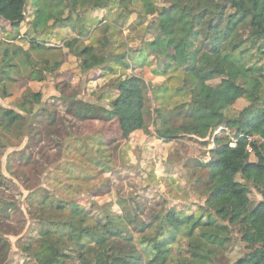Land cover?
Wrapping results in <instances>:
<instances>
[{"label":"trees","instance_id":"16d2710c","mask_svg":"<svg viewBox=\"0 0 264 264\" xmlns=\"http://www.w3.org/2000/svg\"><path fill=\"white\" fill-rule=\"evenodd\" d=\"M164 2L168 5L157 0H141L140 4L135 0H0V20L8 22L14 29L28 21L34 34L49 29L52 23L55 28L69 26L75 18L83 22L82 13L88 11L115 13L116 18H111L112 23L103 28L105 37L98 47H81L80 38L65 43L64 47L80 60L85 73L100 68L116 74L112 64L126 71L131 67L128 60L136 50L129 46L126 50L127 43L110 31L114 28L118 34L119 20H128L136 13V24L143 30L141 41L149 55L157 59L171 57L179 67L185 66V72L191 77L210 74L213 80L221 78L239 85L249 102L234 117L229 109L237 102L238 96L217 95L212 84L205 83L191 91L190 104L180 107L186 109L181 114L186 119L184 124L176 127L169 119L173 113L177 115L175 111L159 110L155 111L157 117L149 122L148 116L153 115L148 110V84L139 76L128 74L114 80L116 98L111 106H98L83 98L66 101L65 114L81 122L117 118L125 139L129 138L132 129L151 134V125L156 127L157 137L168 142L183 136L208 140L218 128L227 127L233 136L239 138V143L231 147L223 142L227 139L223 136L217 148L211 150L214 155L211 161L197 162V167L208 172L206 180L198 182L202 187L198 192L203 195L205 204L200 205L197 212L166 208L163 202L157 204L160 210L152 211L146 221L141 218L140 205L130 210L127 203L119 202L121 214L107 212L105 218L96 220L76 201L49 195L44 203L37 205V211L30 212L35 214L31 219L33 228L21 245L23 254L36 264H219L218 254L227 251L228 245L233 243L234 229H238L246 253L231 264H264V142L260 139H264V66L235 56L242 46L251 42L258 48L260 59H264V0ZM30 7L34 15L31 21ZM176 9L185 16L182 27L172 19V11ZM153 12V18L148 19ZM147 20L149 23L145 25ZM149 36L152 38L148 39ZM28 41L29 50L0 41V92L4 99L12 96L9 87L16 82L14 76L20 74L21 69L25 72L30 68L29 79L34 81L37 74L54 73L61 64L63 50L47 47L30 33ZM118 50L119 54H115ZM32 53L41 57L49 55L52 60L41 58L36 62ZM20 56L25 62H19ZM33 105L32 94L27 93L18 105L20 112L1 106V130L24 137L31 126L23 113L31 114L29 106ZM43 112L47 114L45 110ZM49 120L55 125L56 115H49ZM252 137L257 139L250 140ZM91 141V138L85 139L83 148L99 151L102 156L96 164L109 172L111 167L106 166L111 163V158L106 155L109 145L103 140L99 145H91ZM27 160V166L31 165L30 157ZM249 184L262 196L255 207H252ZM40 191L43 190L31 193V203ZM1 199L5 198L1 196ZM259 228H262L261 232ZM133 233L139 234L152 247L154 256L149 263L135 244ZM10 247L1 234L0 264L7 263Z\"/></svg>","mask_w":264,"mask_h":264},{"label":"rangeland","instance_id":"374dc122","mask_svg":"<svg viewBox=\"0 0 264 264\" xmlns=\"http://www.w3.org/2000/svg\"><path fill=\"white\" fill-rule=\"evenodd\" d=\"M157 1L162 5H168L164 0ZM153 16L154 12L148 19L151 20ZM172 19L180 27L185 24V16L178 9L172 11ZM136 23L137 14L134 13L128 20L120 19L121 28L118 29V34L114 32L120 41L127 43L126 50L132 41L142 39L143 30ZM147 23L149 20L145 22V25ZM83 27L82 20L76 21L75 18L72 23H69L67 29L77 31L78 28L79 31ZM41 30L46 33V31L55 29ZM151 38L152 36H149V39ZM10 46L30 49L24 40L17 44H10ZM257 49L249 42L242 46L235 56L257 66H264V59H260ZM57 50L63 49L57 47ZM50 54L53 55V53ZM32 57L36 62L41 58L52 60L49 55L41 57L37 53H32ZM64 57L63 54L61 60ZM128 61L130 62V60ZM19 62H25V58L20 56ZM24 68L27 69L26 64ZM182 68L185 69V66ZM29 70L23 72L21 69L20 74H15L16 82L9 87V91L12 93L10 98H2L0 92V107L6 109H15L20 112L18 105L23 102L27 93L32 94L34 103L33 106H29L31 114L23 113L27 118L28 125L31 126L30 129L32 128V130L27 129L24 137L18 134H8L0 127V236L2 234L11 246L6 264H36L23 254L21 245L28 239L29 232L33 228L31 219L35 217V214L30 212L37 211V205L44 203L49 195L57 199L76 201L96 220L105 218L107 212L121 214L119 202L127 203L126 206L130 210L136 205H140L142 207L141 218L146 221L149 220L152 211L160 210L157 204L163 202L166 203V208H177L187 213L197 212L198 207L205 204L203 195L198 192V189L202 188L199 187L198 182L206 180L208 172L201 169L200 166L197 167V162L207 163L214 157L211 154L208 140L183 136L171 145H166V147L169 146L170 156L165 164L178 167V170L174 171L180 184L175 186L180 188V192L175 191L173 186L168 183H164V186L155 182L148 184L149 168L143 169L142 157L138 158V163H133L129 161V155H127L128 157L124 156L123 146L125 140H130L136 133L132 132L133 129L129 132V138L125 139L120 132V126L111 122L112 119L101 121L105 123L97 125L95 121L81 122L65 114L66 100L68 101L70 98L69 93L73 100L83 98L89 103L102 106L101 103H98V99L102 93L113 90L114 80L108 84L109 86L98 85L94 89L92 86L88 87L90 81L87 78L85 82L82 78L76 82L58 83L55 78L48 76L51 78L48 80L49 83L43 84L42 81L45 77L43 75L38 77V74L36 80H30ZM1 75L0 68V77ZM128 75L138 76L132 67L128 69ZM193 78L195 80L194 87L210 83L217 95L223 97H229L230 94L237 95V102L229 109L230 115L234 117L249 105L244 90L239 85L221 78L213 80L210 74H206L204 77L193 76ZM55 87L59 93L53 91ZM203 98L206 99L205 96ZM44 110L47 114L43 112ZM183 112H186V109L177 108L175 110L177 115L173 113L172 116H169L176 127L186 121L185 117L181 115ZM179 113L180 115H178ZM49 115H56L55 125H51ZM113 118L117 120L118 124V119ZM147 119L152 122L154 117L149 115ZM152 129L155 131L156 127H152ZM36 131H38V135L35 134ZM88 138L92 139L89 142L91 145L93 143L99 145L100 140L109 145V152L106 153L111 158V163L106 165L111 167L109 172L104 171L102 166L96 164L102 156L99 151L90 147L83 148L86 145L85 139ZM161 142H164L162 145L168 143L164 140ZM164 152L162 151V153ZM28 157H30L31 165L27 166ZM239 180L241 179L239 178ZM165 181L168 182V180ZM249 188L252 207H255L262 200V196L251 184H249ZM39 190L43 191H40L38 197L31 203L29 196L32 192ZM1 196L5 199L2 200ZM258 231L261 232L262 228H259ZM133 236L135 244L149 263L154 256L152 247L146 244L139 234L133 233ZM240 238L238 229H234L233 243L228 245L227 251L218 254L219 264L234 263L246 253Z\"/></svg>","mask_w":264,"mask_h":264},{"label":"crops","instance_id":"0c3cea01","mask_svg":"<svg viewBox=\"0 0 264 264\" xmlns=\"http://www.w3.org/2000/svg\"><path fill=\"white\" fill-rule=\"evenodd\" d=\"M31 3H33V1H31ZM135 3L140 4L141 0H135ZM32 11L33 8L30 7L29 21L34 18ZM82 17L84 23L82 35L80 34L81 29L78 31L77 28V31H70L67 29L68 26L55 28L51 26L50 29L55 30L46 31V33L41 32L39 34H34L30 31L28 21L24 22L19 28L14 29L8 22L0 20V41L9 44H17L19 41L24 40L30 47L28 41V34L30 33L31 37H36L38 41L44 42L47 47L62 48L65 57L61 60V64L57 71L54 73L45 72L39 75L37 74L38 77L40 75L45 77L42 81L43 84L49 83L48 80L51 78L48 76L55 78L58 83L64 81L76 82L82 78L85 82L87 78V80L90 81V83H88V87L90 88V86H92L94 89L95 86L108 85L111 81L119 78V76L128 74V70L126 71L114 64H112V66L115 68L116 74L100 68L86 73L82 70L80 60L73 53H71L68 48L64 47L65 43L71 41L73 38H80L82 41V43H80L81 47H98L100 42H102L103 37H105L103 28L106 25H110L112 23L111 18L115 19L116 16L115 13H108L106 10H96L82 13ZM111 31L114 33L115 29L113 28ZM46 34L48 35L47 37ZM129 48L136 50L131 54V57H129L131 67L135 70L136 74L148 84V110L152 112L153 117H157V115H155V111L159 110L161 112L169 113L175 111L177 108L190 104L192 100L191 91L195 88V80H193V76L191 77L187 75L182 66L179 67L171 59V57L163 56L157 59L155 56L149 55L145 51V46L141 40L132 41ZM141 48V51H137ZM25 50H28V48ZM118 52L119 50L115 52V54H119ZM53 91L59 93L56 87ZM63 92H65V90ZM69 97L68 101H74L70 96V93ZM115 98L116 91L111 89L107 93H102V96L98 99V103H101L102 106L108 107L113 104ZM116 121V119L112 118L111 122L115 123L119 127V123L117 124ZM95 122H97V125L105 123L101 121ZM152 127L154 126L151 125L149 128L151 134H145L141 130H132V132L136 133L130 140H125L126 142L123 146L124 156L129 155V161H132L133 163H138V158L142 157L141 163L144 167L143 169L149 168L148 184L155 182L156 184L164 186V183H168L173 186L175 191L180 192V188L177 187L180 182L177 178L178 176L175 174L176 172L174 171L178 170V167L176 165H173L175 166L173 167L172 165L165 164L170 156V151H168L169 146L166 147V145H171V143L175 141L162 145L164 142L161 141L163 140L157 137ZM162 151L165 152L162 153ZM155 169L156 171L154 172ZM165 180H168V182Z\"/></svg>","mask_w":264,"mask_h":264},{"label":"built area","instance_id":"2783aa9c","mask_svg":"<svg viewBox=\"0 0 264 264\" xmlns=\"http://www.w3.org/2000/svg\"><path fill=\"white\" fill-rule=\"evenodd\" d=\"M1 31V28H0ZM225 136L227 139L223 142L224 143H229L231 147H236L239 143V138L233 136V134L230 132V130L227 127H220L216 131H214L208 141H209V148L210 150H214L217 148L218 142L221 140V137L223 138ZM257 139V137H252L250 140ZM262 142H264V139L260 138ZM249 152H252V148L248 146Z\"/></svg>","mask_w":264,"mask_h":264}]
</instances>
